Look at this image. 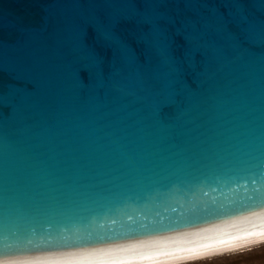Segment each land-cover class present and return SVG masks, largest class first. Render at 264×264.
I'll return each instance as SVG.
<instances>
[{
  "label": "water",
  "instance_id": "obj_1",
  "mask_svg": "<svg viewBox=\"0 0 264 264\" xmlns=\"http://www.w3.org/2000/svg\"><path fill=\"white\" fill-rule=\"evenodd\" d=\"M260 240L264 0H0V258Z\"/></svg>",
  "mask_w": 264,
  "mask_h": 264
},
{
  "label": "snow or ice",
  "instance_id": "obj_2",
  "mask_svg": "<svg viewBox=\"0 0 264 264\" xmlns=\"http://www.w3.org/2000/svg\"><path fill=\"white\" fill-rule=\"evenodd\" d=\"M110 251L104 247H92L43 255L19 254L0 258V264H41V262H51V264H85L88 262L91 264L92 261L110 255Z\"/></svg>",
  "mask_w": 264,
  "mask_h": 264
},
{
  "label": "rangeland",
  "instance_id": "obj_3",
  "mask_svg": "<svg viewBox=\"0 0 264 264\" xmlns=\"http://www.w3.org/2000/svg\"><path fill=\"white\" fill-rule=\"evenodd\" d=\"M179 264H264V241Z\"/></svg>",
  "mask_w": 264,
  "mask_h": 264
},
{
  "label": "bare ground",
  "instance_id": "obj_4",
  "mask_svg": "<svg viewBox=\"0 0 264 264\" xmlns=\"http://www.w3.org/2000/svg\"><path fill=\"white\" fill-rule=\"evenodd\" d=\"M262 241H264V240L252 242V243H249V244L233 247V248H230V249H226V250H222V251H218V252H214V253L198 256V257H193V258H189V259H185V260H180V261H176V262H172V263H167V264H179V263H183V262H187V261H192V260H196V259H200V258H203V257L210 256V255L220 254V253H224L226 251H230V250H234V249H238V248L240 249L241 247H244V246H247V245H251V244H254V243H258V242L261 243Z\"/></svg>",
  "mask_w": 264,
  "mask_h": 264
}]
</instances>
